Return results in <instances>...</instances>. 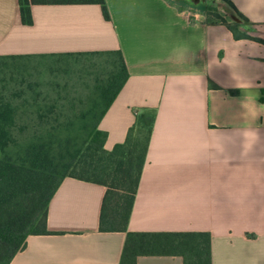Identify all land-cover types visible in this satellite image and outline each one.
<instances>
[{
    "label": "crops",
    "instance_id": "crops-1",
    "mask_svg": "<svg viewBox=\"0 0 264 264\" xmlns=\"http://www.w3.org/2000/svg\"><path fill=\"white\" fill-rule=\"evenodd\" d=\"M264 39V0H229ZM32 5L0 0V56L120 50L129 78L103 116L107 150L136 114L157 112L130 232H207L212 264H264V45L215 23L241 20L224 0H106ZM197 19H190V13ZM106 187L62 181L50 201L51 235H31L10 264H120L126 233L100 231ZM137 264H184L141 256Z\"/></svg>",
    "mask_w": 264,
    "mask_h": 264
},
{
    "label": "trees",
    "instance_id": "trees-1",
    "mask_svg": "<svg viewBox=\"0 0 264 264\" xmlns=\"http://www.w3.org/2000/svg\"><path fill=\"white\" fill-rule=\"evenodd\" d=\"M224 1L241 23L208 13L214 22L236 40L264 45L252 35L253 24ZM32 5H99L110 20L106 0H19L24 25L33 24ZM0 70L13 74L0 86V264H10L29 236L54 234L49 204L68 177L106 187L100 231L126 233L120 264H137L141 256L212 264L207 232L128 231L157 112H138L125 141L105 148L100 121L129 78L120 50L0 56Z\"/></svg>",
    "mask_w": 264,
    "mask_h": 264
},
{
    "label": "rangeland",
    "instance_id": "rangeland-1",
    "mask_svg": "<svg viewBox=\"0 0 264 264\" xmlns=\"http://www.w3.org/2000/svg\"><path fill=\"white\" fill-rule=\"evenodd\" d=\"M216 9L212 6V7H209V13H215L214 11H215ZM72 63L74 62L73 60L71 61ZM77 67H78V65H77ZM73 68V67H72ZM45 70H43L42 72H44ZM75 71V70H74ZM75 73V72H74ZM48 75V77L49 78H52L53 79V76H52V74H50V73H47ZM11 76H13V74H9V72L8 71H5V72H3V71H1L0 70V86L1 85H3V83H4V80L5 79H9V78H11ZM4 79V80H3ZM46 80H47V78H45ZM76 79H77V75L76 74H74V81H76Z\"/></svg>",
    "mask_w": 264,
    "mask_h": 264
},
{
    "label": "built area",
    "instance_id": "built-area-1",
    "mask_svg": "<svg viewBox=\"0 0 264 264\" xmlns=\"http://www.w3.org/2000/svg\"><path fill=\"white\" fill-rule=\"evenodd\" d=\"M189 17H190V19L192 18V19H197L198 17H197V15H196V13H190L189 14Z\"/></svg>",
    "mask_w": 264,
    "mask_h": 264
}]
</instances>
